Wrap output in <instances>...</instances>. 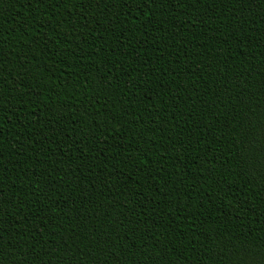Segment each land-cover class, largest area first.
Masks as SVG:
<instances>
[{"label":"trees","instance_id":"obj_1","mask_svg":"<svg viewBox=\"0 0 264 264\" xmlns=\"http://www.w3.org/2000/svg\"><path fill=\"white\" fill-rule=\"evenodd\" d=\"M230 7L185 4L171 11L164 5L163 15L155 12L156 23L147 29L142 23L147 13L135 25L124 17L122 23L113 22L110 16L71 32L67 43H55L56 34L48 32L53 43L46 53L31 43L41 37V23L49 14L61 19L75 13L73 4L61 5L56 14L54 8L33 5V12L26 4L0 0L4 62L9 71H18L21 62L29 69L23 79L16 76L19 89L5 92L0 101L7 115L0 129L9 177L4 190L8 195L14 191L13 203L23 206L19 212L8 206L10 215L2 222V264H235L242 257L226 241L242 236L264 247V152L253 151L259 147L253 145L234 155L242 146L234 139L239 133L232 121L242 106L253 125L264 120V22L248 13L241 30ZM201 17L206 32L199 24L187 27ZM33 56L36 61L29 63ZM97 67L113 84L119 74L120 85L85 114L82 105L92 94L85 79L95 76ZM144 71L151 72L150 83ZM6 79L15 87L12 77ZM69 80L76 83L75 93L61 91ZM150 87L151 101H144ZM25 90L31 95L21 96ZM153 101L162 105L159 110L151 109ZM85 133L88 139L73 146ZM104 137L107 144L96 148ZM169 137L179 141L174 152ZM189 139L192 143L185 144ZM100 148L107 152L96 159ZM240 157L247 163L241 164ZM229 186L233 195L224 196L221 188ZM40 207L44 211L32 219ZM40 217L44 221L37 225ZM116 235L120 242H106L105 237Z\"/></svg>","mask_w":264,"mask_h":264},{"label":"snow or ice","instance_id":"obj_2","mask_svg":"<svg viewBox=\"0 0 264 264\" xmlns=\"http://www.w3.org/2000/svg\"><path fill=\"white\" fill-rule=\"evenodd\" d=\"M16 3L23 5H28L29 9H31L33 12L36 11V8H33V5L44 6L45 10L48 8H54L55 13H60V6L61 5H67L69 2L73 4V7L77 9L75 13L68 12L66 17H63L61 19H57L56 15L49 14L48 19L45 23H41V37H38L36 40L32 41V44H35L37 47L41 49L43 52H50L51 48L49 47V44L53 43L48 39V32H54L57 36V39L55 43L59 44L60 42L67 43V37L71 34V32H77L80 29H87L88 25L95 21L96 23H100L101 21H106L109 19V17H114L113 22H123L121 20V17H124L125 19H131L133 24L140 19L141 15H144L147 13V15H144V21L143 26L145 29L149 27V24L156 23L155 19V12H160L161 15H163V12L161 11L162 6L164 5H170L171 11H175L177 6H183L185 4H192V5H206L210 6L213 3H221V4H228L231 7L228 9L229 13L234 15L238 22H240V28L241 30L244 27V24L247 22L245 19L246 14L252 13L260 16L262 18V22H264V0H15ZM112 9L111 12L107 11L108 9ZM99 11H103L104 15H98ZM214 11V9L212 10ZM135 13V15H133ZM211 14V13H210ZM33 19L32 16L27 17V20L31 22ZM54 22V23H53ZM199 24L202 28H204L205 32L207 31V25L205 23V20L203 17H201L199 20L193 18L189 21L187 27L195 28ZM183 27V26H181ZM47 28V30H45ZM111 28V24H109L108 28L105 30H109ZM60 29H66L63 33L60 32ZM70 29V31H69ZM145 37L147 38V33H144ZM0 36H2V33H0ZM261 39H264V34H261ZM227 39L221 41V43H227ZM5 40L0 39V48L4 45ZM143 43V42H141ZM244 41L241 40L240 44H243ZM249 44L252 43L251 40L248 41ZM70 46V45H69ZM29 48H31V44L28 45ZM239 47V45H238ZM262 48H264V44L261 45ZM82 50V49H81ZM170 51V49H169ZM244 49H241V53H243ZM163 54V53H162ZM211 53H209L210 55ZM70 55L75 56L76 52L72 51ZM179 55V54H178ZM184 56L190 55L188 52L183 53ZM229 55H231V52H229ZM36 57H31L29 63L32 61H36ZM139 60V58H137ZM78 63V62H77ZM243 63V62H242ZM69 67H72V65H69ZM206 67H211V65H206ZM135 71V69H133ZM51 69H48V72L51 73ZM110 71V69H109ZM29 69L27 64H24L21 62L19 70H13L9 71L7 65L4 62V53L0 51V101H3L5 92L13 93L16 92L19 89L20 80L16 79V76L18 75L20 79H23L28 75ZM96 75L86 77L85 84H87L90 87L91 96L86 98V102L82 105L83 110L85 114L88 113L89 107L95 108L97 104H100L102 99L108 98V91L109 89H118L120 85L119 80V74H117L116 83L113 84L112 80L108 79V73H101L100 68H96ZM175 76V73H173ZM143 76L147 77L148 79L145 80V83H150L151 81V72L150 71H144ZM6 77H12L15 87L9 86L8 81ZM78 83V82H77ZM236 88H239V84L235 85ZM69 89L72 90L73 93L76 92V83H73L71 80L68 81L66 85H63L61 87L62 92H67ZM186 90V89H185ZM149 91H152L151 87L145 91L143 94L142 99L144 101H151V98L147 95ZM207 91V90H206ZM60 93H57L59 95ZM21 96H30L31 93L27 90L20 93ZM127 95V93H125ZM135 95V94H134ZM230 99V98H229ZM203 100V98H201ZM230 102L235 103L234 101ZM123 103V100L121 101ZM241 104L243 105V101H241ZM162 105H157L154 101L151 102V109L152 110H159V108ZM65 107H73V105H65ZM146 111L148 109H145ZM200 111H204L203 108L200 109ZM32 111H29L28 115H32ZM7 119V115L5 113V108L2 103H0V129L3 128V121ZM111 119L115 120L117 117L112 116ZM217 118L214 116L212 117L213 122H215ZM232 121L236 124V129L239 133L234 139L238 140L240 145L242 146L238 151L234 154L236 156H240L241 151H247L248 149H251L253 145H259V147L253 149V151H260L264 152V144L260 143L259 137H264V120H261L259 125H253L252 123V115H249V113L246 111V106H242L238 112H233L232 114ZM76 123H79L77 120ZM152 123L155 124V119L152 120ZM164 129L161 128V131ZM81 132H84V128L81 127ZM56 135V130L52 129V136ZM192 135H195V132L192 133ZM37 136H39V133H37ZM45 139H48V137H45ZM71 139V137H69ZM88 139L87 133L84 134V137L80 141H73V146H76L78 143H83L84 140ZM3 142H4V136L3 131L0 130V264H2L3 259V251H4V243H5V229L3 227V220L6 218L7 215H10L8 212V206H11L12 208L16 209L18 212L23 211V206L20 203H13V198L15 197V192L13 191L11 195H8L5 193L4 185L8 183L9 177L6 175L8 172V169L3 166L4 162V151H3ZM19 142V141H18ZM35 143V141H33ZM169 143L171 145V150L174 152L176 151V144L179 143V141H172L171 137H169ZM192 140L189 139L185 142V144H191ZM196 144L200 143L199 138L195 140ZM214 143V141L212 142ZM99 144H107V137H104L103 139H100L98 144L96 145V148H99ZM246 145V147H245ZM182 147L184 145H181ZM141 151V155H144L143 151L140 149H137ZM166 150H168L166 148ZM187 150V149H186ZM107 152V148H100L98 155L95 157L96 159H99L101 155ZM16 155H21L22 153L16 152ZM129 159L131 158V155L129 154ZM241 164H246L247 161L244 160L243 157H240ZM46 162V161H45ZM145 164H147V161L145 160ZM95 165H93L94 167ZM139 171L143 172L144 168L141 167ZM231 169H229V172ZM158 174V172H157ZM243 175V171L240 173ZM115 175L119 176L121 175L120 172H116ZM131 179V176L128 177ZM219 183V182H218ZM247 183V181H246ZM37 184H39V181H37ZM11 187L15 189L16 184L15 180H12ZM36 190H39L38 188ZM33 191V195H35V191ZM156 191H160L159 189H156ZM177 192H179V188L176 189ZM221 191L223 192L224 196L233 195V189L231 186H229L228 189L221 188ZM238 192L239 189H236ZM189 199H191V196L189 195ZM175 201H170V203H174ZM239 202V201H237ZM44 209L42 207L37 208L36 211L33 213L32 219H35L37 215L40 212H43ZM176 211L178 214H182L184 212L183 206H179L176 208ZM90 218V217H89ZM237 219H240L239 215L236 217ZM187 219V217H185ZM44 218L40 217L39 220H37V225L43 223ZM26 223L29 226V229L32 231H35V227L31 224V220H26ZM109 227L111 225L109 224ZM120 227H125L123 222H120ZM115 231V230H114ZM129 231H132V229H129ZM135 231H139L137 228ZM9 235H11L9 233ZM125 238H129L128 232L124 233ZM15 239V237H13ZM40 240L43 239V236L41 235L39 237ZM246 237L242 236H236L234 239H230L225 242V246L229 248L230 251H232L237 257H242L241 259H238L235 264H264V247H261L260 245L254 244L251 241L246 242ZM106 242L109 243H118L120 242V236L116 235L115 237L107 236L105 237ZM94 243H97V236H93ZM236 241H240L239 246L237 245ZM19 243V242H17ZM8 244H11V241H8ZM33 249L35 246H31ZM95 250H99V248H95ZM59 251V249H57ZM91 251V250H90ZM23 253H21L22 255ZM29 254H34V252H31ZM45 255L51 256V252H46ZM75 259V257H72Z\"/></svg>","mask_w":264,"mask_h":264}]
</instances>
